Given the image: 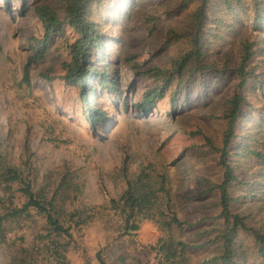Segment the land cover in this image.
Instances as JSON below:
<instances>
[{
	"label": "rangeland",
	"instance_id": "obj_1",
	"mask_svg": "<svg viewBox=\"0 0 264 264\" xmlns=\"http://www.w3.org/2000/svg\"><path fill=\"white\" fill-rule=\"evenodd\" d=\"M183 2L114 0L110 13L105 12L107 6L92 10L91 19H106L101 31L106 35L104 47L96 64L116 85L112 92L91 100L92 108L105 114L100 124L91 125L80 90L63 80V63L71 60L68 45L76 38L72 29L66 27L63 36L47 42L45 59L32 67L30 82L24 80V68L45 36L36 8L48 5L62 15V0H27L26 4L0 0V175L14 168L35 192L44 188L49 196L66 179L70 189L65 193L63 187L56 196V211L73 236L67 261L61 263L47 249L46 218L32 209L29 217L6 221L0 264H19L24 249L33 264H100L99 254L104 264H169L163 245L178 264H220L212 259L221 251L200 247L203 241L196 233L222 223L214 205L218 192L203 193V184L223 181L219 162L224 117L241 79L234 73L219 78L206 73L182 85L186 79L180 84L178 74H169L190 48L185 41L168 40L171 30H191L193 7L183 11ZM234 9L238 10L237 4ZM260 10L263 17L264 0ZM235 11L218 15L215 9L205 30L204 60L221 71L236 68L243 44L255 43L252 71L241 90L247 100L242 113L249 117L234 139L231 159L238 181L231 193L237 201L234 213L248 216L250 226L264 234V163L252 154L264 155V23L255 24L251 12L236 15ZM118 13L121 16L112 21ZM217 18L221 23L215 25ZM166 80L172 89L146 115L139 112L145 94ZM143 171L151 175L154 186L167 177L169 194L160 193L158 205L163 215L138 220L134 229L126 230L111 201L119 200L127 181L136 180ZM21 188L15 183L8 191L0 176L1 213L22 208L26 198ZM172 215L184 222V229L165 227ZM180 243L199 247L188 248L180 257ZM248 264L263 262L256 263L252 257Z\"/></svg>",
	"mask_w": 264,
	"mask_h": 264
},
{
	"label": "trees",
	"instance_id": "obj_2",
	"mask_svg": "<svg viewBox=\"0 0 264 264\" xmlns=\"http://www.w3.org/2000/svg\"><path fill=\"white\" fill-rule=\"evenodd\" d=\"M25 4L27 0H24ZM114 0H62L63 14L60 15L55 8L44 5L36 8V13L39 16L45 36L43 42L38 47L36 53L29 58L24 68V80L29 83L32 67L36 66L40 61L45 59L47 42L53 40L56 36H63L65 29L70 28L76 35L75 41L68 45L70 49V61L63 63L65 75L63 80L67 86L80 90L81 101L86 106L87 123L98 125L104 119L105 114L102 111L93 109L91 100L104 94L108 91L115 90L116 81L112 79L107 71L101 72L96 64V58L100 55V50L104 47L106 35L102 33V29L106 26V19L101 20L91 19L92 10H100L103 6H107L105 12L110 13L111 3ZM234 4L238 5V10L235 11ZM134 4H130V8ZM262 0H249L246 4L244 0H184L180 8L183 11L193 7L191 13L192 24L191 30L185 32L170 31L168 40L171 42L185 41L189 44V50L175 61V70H171L169 74H178L179 83L189 85L205 76L206 73L214 75L216 78L227 76L234 73L240 77L241 81L237 85L234 95L230 98L228 114L224 117L226 124V132L224 134V147L220 152L219 165L223 170V181L215 184L209 181H204L203 193L218 192L219 201L214 205L219 210L217 219L222 220L221 224L213 227L214 230H200L196 236L203 241L200 247L215 246L221 252L216 255L212 261L220 264H248L252 257L256 263L260 261L264 264V234L258 229L250 226L249 217L235 214L233 205L236 204V199L232 197L231 187L238 181L236 169L232 166L234 163L231 159L234 139L237 135V130L241 123L248 119V115L242 113L244 111L246 98L242 91L246 86L249 74L250 62L254 55V42H245L242 46V53L239 58V65L236 68H228L219 70L215 63L209 64L206 57V41L207 33L205 30L210 22L211 16L217 9L216 14H230L235 11L236 15L240 12L248 11L256 17L255 24L264 23V16L260 17ZM27 8H24L26 10ZM187 10V11H188ZM138 10L136 11V13ZM117 17L112 19L115 21ZM108 22V21H107ZM215 25L220 24V18L215 20ZM110 25V24H108ZM218 28V26H217ZM252 71V70H251ZM182 88V87H181ZM172 89L171 82L167 80L165 83H158L154 90L145 94L143 101L137 106V110L146 115V111L153 108L157 99H162ZM179 89L173 91L172 105L173 110L176 106ZM171 113V112H169ZM169 115V114H168ZM213 149L215 147L211 145ZM262 163H264V155L252 152ZM123 171L127 172L126 162L124 163ZM1 181L6 185V188L11 191L12 185L18 183L22 186L20 191L26 198L22 208H12L6 213L0 212V245L6 242L5 223L6 221L19 220L23 215L29 217L30 210H36L37 213L46 218L48 225L45 238L48 240L47 249L52 256L61 263L67 261L66 253L68 252L70 241L73 239L71 227H65L56 211V196L60 193L63 187H66L65 193L69 191L70 184L64 179V186L57 188L52 196L44 188L35 192L32 188V183L26 181L23 175L14 168H9L1 175ZM69 185V186H68ZM167 177L162 176L160 182L152 183V177L147 172H142L136 180L127 181V190L119 198L112 200L111 205L113 210L120 212L124 221L126 230L134 229V222L143 219H156L157 215H163L158 210L160 202V193L169 194L167 189ZM78 191V187H75ZM158 210V212H157ZM73 217V216H72ZM85 222H78L76 226H80ZM182 222L176 215H172L165 227L171 230L173 227L183 228ZM67 239V242H62ZM180 257L188 248L199 247L196 244L189 245L180 243ZM162 252L169 264H178L179 262L171 261V257L167 254L165 245L161 246ZM24 256L20 259L19 264H33L29 261V251L23 250ZM100 264H104L100 254L97 256ZM256 258L259 260L257 261Z\"/></svg>",
	"mask_w": 264,
	"mask_h": 264
}]
</instances>
